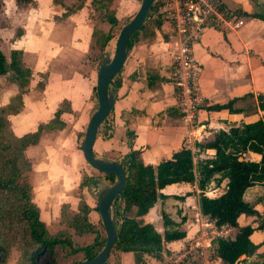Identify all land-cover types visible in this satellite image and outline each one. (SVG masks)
<instances>
[{"label": "crops", "instance_id": "0c3cea01", "mask_svg": "<svg viewBox=\"0 0 264 264\" xmlns=\"http://www.w3.org/2000/svg\"><path fill=\"white\" fill-rule=\"evenodd\" d=\"M75 1L65 0L64 6L55 3V0H32L29 3L0 0L1 7L6 5L11 13L19 12L16 27L21 30L11 42L10 52L13 49L21 50L25 65L32 70L28 90L23 94L22 109L10 115L13 132L21 136L35 131L39 125L54 118L59 110L64 122L62 128L44 129L39 141L26 149L32 163L28 180L33 187V199L51 234L67 232L75 246H83L92 243L96 234L77 233L73 227L63 223L62 212L67 205L68 212L75 215L79 213L80 205L86 202L91 206L88 214L91 225L106 238L94 196L95 182L103 180L98 176L102 172L89 169L83 151L80 158L77 148L97 104L94 97L96 59L101 47L94 32L110 31L111 25L105 18L106 9L122 22H127L138 11L141 2L103 0L105 8L97 9L92 0H86L81 7L63 16L66 7ZM221 1L243 15L245 22L231 30L208 25L194 44V56L201 68L197 79L201 104L195 116L185 117L179 108L172 82L178 32L169 21L163 19L160 25L157 23V14L162 13L160 18L166 17L167 9L176 6V0H157L149 19L132 36L123 67L110 82L116 95L115 102L99 128L93 148L95 157L121 163L125 155L135 149L140 151L145 163L157 164L163 158H170L176 150L188 146L193 150L194 161L197 162L212 158L216 153L213 148L201 149L197 142L211 140L217 132L227 131L233 125L264 117L258 99L259 94H264V21L250 15L254 11L264 10V0ZM12 83L16 92L7 96V101L0 106L9 103L17 93V86ZM40 83L43 84L39 86ZM227 103H232L234 110L229 107L211 108ZM129 131L134 135L132 140L129 139ZM41 146L50 154L31 157L30 150H39ZM245 156L256 161L262 158L261 153L252 150ZM85 176L91 177L85 186L87 191L79 193ZM220 176V173L215 175L205 193L217 188V194H209L215 197L226 189V179L220 183L215 179ZM161 191L165 197L158 196L148 206L140 202L112 206L117 228L122 216H127L143 226L150 225L156 240L150 241L143 251H114L104 264H168L174 261L191 238L206 227L208 215L200 207L201 190L197 181L172 183ZM244 199L254 205L258 214L240 215L239 224L257 227L264 223V181L250 186L244 193ZM163 212L172 220L173 227L186 232L185 237L165 241ZM209 223L218 233L212 239L209 264H221L216 250L218 236L234 237L237 228L217 226L213 220H209ZM251 239L261 246L254 255L241 257L246 259L247 264L261 260L264 226L256 229ZM59 245L66 250L73 264L88 257L85 250L70 253L66 245Z\"/></svg>", "mask_w": 264, "mask_h": 264}, {"label": "trees", "instance_id": "16d2710c", "mask_svg": "<svg viewBox=\"0 0 264 264\" xmlns=\"http://www.w3.org/2000/svg\"><path fill=\"white\" fill-rule=\"evenodd\" d=\"M17 1L29 3L32 0ZM85 1L76 0L72 5L67 6L63 16L81 7ZM92 1L95 8H105L103 0ZM55 3L65 6V0H55ZM154 9L155 4L152 5L151 11ZM105 11V18L111 25L110 31L104 33L95 30L94 32L98 35L97 42L101 47V54L115 37L116 30L121 29L125 23L113 12L107 9ZM161 15L162 13L157 14L158 25L163 19L168 21L166 17L160 18ZM250 15L264 21V10L254 11ZM0 75H8L18 89L9 103L0 106V264L7 262L13 246L19 247L21 252L17 264H38L40 255L47 251L53 255L51 264H56L54 254L59 244L69 247L70 253L85 250L88 256H96L104 247L106 238H103L100 230L94 228L89 221L91 206L84 202L80 205L79 213L75 215L68 212L67 205L63 209V223L73 227L79 234L86 232L96 234L92 243L75 246L71 235L67 232L60 231L55 235L49 232L41 219V211L33 199V187L28 180L32 163L26 155V149L39 141L44 129L51 130L64 126L60 118V110L48 123L39 125L37 130L21 136L16 135L12 129L10 115L22 109L23 94L28 90L32 78V70L25 65L21 50H11L8 57L0 48ZM258 99L259 106L264 111V94H259ZM224 107L234 110L232 103L213 105L211 108ZM128 135L132 140L133 133L129 131ZM196 145L201 149L213 148L216 153L212 158L199 159L195 162L193 150L183 146L170 158H163L157 164H151L141 159L139 150L131 149L121 161L127 173L126 187L113 205L126 206L140 202L148 206L158 196L165 197L161 190L167 185L197 181L201 190L199 203L202 212L214 219L218 226L228 225L237 228L234 237L217 239L216 250L221 264H247L246 259L241 257L252 256L259 250L261 245L256 244L251 236L256 229L262 228L264 223H260L257 227L251 224L240 225L239 217L242 214H258L254 205L244 199V193L255 182L264 181V117L253 122L233 125L227 131L217 132L213 139L197 142ZM249 150L261 153V160L256 161L246 157L245 153ZM217 173L221 174L220 177L215 178L217 182L227 180L226 189L212 197L205 193V189ZM104 176L112 182L111 184L117 180L113 174H104ZM88 177L85 176V179ZM84 185L86 186L85 181L81 183V186ZM163 219L166 226L165 241L185 237L186 232L173 227V222L166 212H163ZM155 240L156 235L150 225L143 226L136 219L122 216L118 225V239L112 252L143 251L147 249L150 241ZM168 264L176 263L168 262ZM252 264H264V251L261 260Z\"/></svg>", "mask_w": 264, "mask_h": 264}, {"label": "built area", "instance_id": "2783aa9c", "mask_svg": "<svg viewBox=\"0 0 264 264\" xmlns=\"http://www.w3.org/2000/svg\"><path fill=\"white\" fill-rule=\"evenodd\" d=\"M166 18L179 35L173 59L172 77L178 105L186 118L194 117L201 104L197 84L201 68L194 56V44L199 40L206 26L215 25L231 30L243 25L245 18L238 11L226 7L221 0H176V6L167 9ZM217 190L211 188L206 193L217 194ZM209 220L215 222L208 215L206 227L185 244L174 257V263L209 264L212 239L215 234L218 235Z\"/></svg>", "mask_w": 264, "mask_h": 264}, {"label": "water", "instance_id": "95a60500", "mask_svg": "<svg viewBox=\"0 0 264 264\" xmlns=\"http://www.w3.org/2000/svg\"><path fill=\"white\" fill-rule=\"evenodd\" d=\"M156 1L142 0L138 11L120 29L113 58L105 60L98 71L96 84L98 107L89 120L81 148L86 161L93 168L104 174H113L117 180L114 184L98 190L94 195L106 232L105 245L96 256H88L85 260L76 264H104L111 256L118 239V228L116 226V218L112 214V206L116 198L126 187V169L120 162L106 161L95 157L93 148L99 128L109 116L114 106L116 95L110 88V82L121 70L127 59L131 37L145 24L151 7ZM95 184H98L97 180Z\"/></svg>", "mask_w": 264, "mask_h": 264}, {"label": "rangeland", "instance_id": "374dc122", "mask_svg": "<svg viewBox=\"0 0 264 264\" xmlns=\"http://www.w3.org/2000/svg\"><path fill=\"white\" fill-rule=\"evenodd\" d=\"M140 2H142V0H140ZM154 4H155V8H156L157 3L155 2ZM150 14H151V10H150L149 15ZM11 23H12V25H11ZM9 24H10V26H9ZM17 24H19V12L16 11V13L15 12L11 13V11L7 10L6 5L0 7V48L4 51V53L8 57H10L11 42L17 36V32L19 30H21L20 28L16 27ZM119 32H120V29L116 30L115 37L110 42L109 46L106 47V51L103 52L102 54L99 53V55L97 56V59H96V62H97V67H96L97 78H96L95 84H97L98 71H99L101 64L105 60L112 59L114 56ZM42 84L43 83H40L39 86H41ZM15 92H16L15 86L13 85V83H12L11 79L8 77V75H0V104L6 102L7 101L6 97L15 93ZM94 97L96 99L97 104H96V107L94 108V110L92 111L90 118L92 117V115L94 114V112L96 111V109L98 107L97 92H96V96H94ZM75 118H73V119H75ZM90 118H89V120H90ZM88 123H89V121H88ZM87 125L85 126V130L82 132V134L79 138L78 144H77V148L79 149L78 152L80 154L79 155L80 158H81V152H82L81 145H82V142H83L84 137H85ZM38 148H39V150H36L35 148L30 150L29 154H31V152H32L31 157H32V155L34 157H37V156L44 157L46 154H50L49 150H46L45 147L41 146ZM73 158L75 159L74 156H73ZM75 161H76V159H75ZM87 164L89 166V169L93 168V167H91V165L88 162H87ZM97 172H99V171L97 170ZM102 174H104V173H101L100 175H98V176H100V178H103V180L98 181V184H95L96 185V186H94V189H95L94 192L95 193L98 190H101L102 188H106L107 186H110V184L112 183L110 180H108L106 178L104 179V175H102ZM84 181H85V184L87 185L90 181V178L89 177L87 179L84 178ZM81 183H83V182L81 181ZM79 187H81V189H82V190H79V193L80 192L85 193L87 191V188L85 187V185L84 186L80 185ZM168 204L171 205V202H169ZM52 231H54L56 233L55 229H52ZM20 254H21V252H20L19 247L13 246L11 253L8 257V260L4 264H17L19 261V258H20ZM54 256H56L55 257L56 258V264H73L74 263V261H72L70 258H68L69 255L66 253V250L61 249L60 245L56 246V251H55ZM52 259H53V255H51L48 251L44 252L38 258V264H51ZM169 262H171V261H169Z\"/></svg>", "mask_w": 264, "mask_h": 264}]
</instances>
